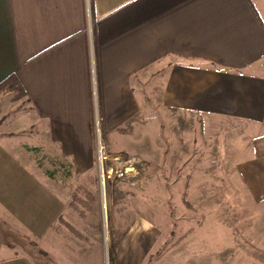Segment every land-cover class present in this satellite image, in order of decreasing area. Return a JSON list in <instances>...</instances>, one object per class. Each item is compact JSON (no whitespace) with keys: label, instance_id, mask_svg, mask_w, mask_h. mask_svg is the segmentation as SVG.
I'll use <instances>...</instances> for the list:
<instances>
[{"label":"crops","instance_id":"obj_1","mask_svg":"<svg viewBox=\"0 0 264 264\" xmlns=\"http://www.w3.org/2000/svg\"><path fill=\"white\" fill-rule=\"evenodd\" d=\"M11 78L21 115L76 176L95 166L98 128L126 149L157 116L161 129L181 130L201 116L204 130L241 131L248 153L238 175L253 199L264 200V0H0V84ZM13 93L0 92V110ZM6 158L19 167L0 142V163ZM22 166L18 175L39 191L36 213L25 217L24 201L0 176V218L38 238L61 218L66 200ZM54 232L49 254L86 261L85 246L70 249L88 235ZM126 238L115 244V259L123 253V264H136L141 248L134 240L122 250ZM12 249H0V264H40Z\"/></svg>","mask_w":264,"mask_h":264},{"label":"rangeland","instance_id":"obj_2","mask_svg":"<svg viewBox=\"0 0 264 264\" xmlns=\"http://www.w3.org/2000/svg\"><path fill=\"white\" fill-rule=\"evenodd\" d=\"M14 94L1 99L0 142L19 167L48 182L66 200V207L38 238L25 226L15 228L0 218V249L11 246V251L35 254L40 264H123L125 254L115 259L113 239L117 229L119 233L126 229L121 249L127 251V242L137 241L141 250L136 264H264V200L253 199L238 175V164L248 153L240 130L203 128L200 133L197 125L187 122L182 130L175 125L166 129L164 124L161 129L157 116L151 132L137 131L136 138L126 140L131 145L124 147L133 151L112 146L104 136L105 148L117 160L115 166L111 160L103 164L117 167L122 175L107 182L102 198L97 164L74 175L70 160L59 154L46 134L27 124L29 118L21 115ZM18 119V126L13 125ZM19 167L6 158L0 163V176L14 197L24 201L25 217L32 219L28 215L36 213L39 191L35 182L21 179ZM80 184L95 196L84 218L74 209L73 193ZM10 198L11 207L18 208L13 195ZM65 222L88 235L86 244L67 243L75 245L69 248L73 253L85 246L86 261L56 259L48 253V236L68 230Z\"/></svg>","mask_w":264,"mask_h":264},{"label":"trees","instance_id":"obj_3","mask_svg":"<svg viewBox=\"0 0 264 264\" xmlns=\"http://www.w3.org/2000/svg\"><path fill=\"white\" fill-rule=\"evenodd\" d=\"M3 91H13L15 94L13 95L14 100L19 99V89L18 85L15 83L14 80L9 79L3 83L0 84V92ZM197 123H198V128L199 132L202 133L203 128H204V121L201 116H197ZM29 150L33 148H28ZM83 195V196H82ZM183 196H186V191L183 192ZM73 200H75L77 203L74 205V209L77 211L78 215L82 218L85 217V214L91 210V207L93 206L95 202V196L94 194L90 193L87 189L85 184H80L76 190L73 193ZM64 225L68 228V230L77 237H81V233L76 230L72 225L69 223L65 222ZM126 235V229L123 230L122 232L119 233L118 229L115 234V237L113 239L114 244H118L121 242V240L125 237ZM28 238V237H27ZM33 242V241H30ZM35 244V242H34Z\"/></svg>","mask_w":264,"mask_h":264},{"label":"built area","instance_id":"obj_4","mask_svg":"<svg viewBox=\"0 0 264 264\" xmlns=\"http://www.w3.org/2000/svg\"><path fill=\"white\" fill-rule=\"evenodd\" d=\"M104 137L102 134V131L98 128L96 130V140H95V147H96V163L97 168L99 170L98 172V178L100 181V193L102 198L105 197L106 193V184L107 182L114 176L119 177L122 175L121 171L117 169V167H114L116 165V154L113 152H110L107 148H105L104 143ZM104 160H111L112 164L114 166H110L107 168L103 163Z\"/></svg>","mask_w":264,"mask_h":264}]
</instances>
